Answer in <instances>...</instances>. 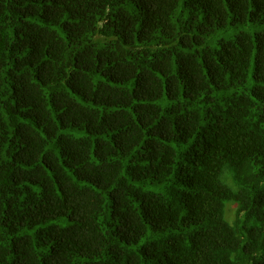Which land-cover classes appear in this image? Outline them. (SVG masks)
<instances>
[{"label":"trees","instance_id":"obj_1","mask_svg":"<svg viewBox=\"0 0 264 264\" xmlns=\"http://www.w3.org/2000/svg\"><path fill=\"white\" fill-rule=\"evenodd\" d=\"M0 264H264V0H0Z\"/></svg>","mask_w":264,"mask_h":264},{"label":"rangeland","instance_id":"obj_2","mask_svg":"<svg viewBox=\"0 0 264 264\" xmlns=\"http://www.w3.org/2000/svg\"><path fill=\"white\" fill-rule=\"evenodd\" d=\"M226 219H227V221L232 222V220L234 219V211L233 210L229 211V214H228V216H226Z\"/></svg>","mask_w":264,"mask_h":264}]
</instances>
